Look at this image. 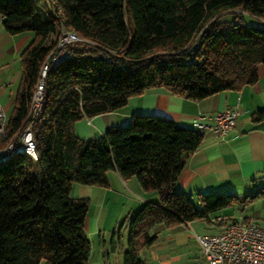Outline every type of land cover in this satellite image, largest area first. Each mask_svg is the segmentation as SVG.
<instances>
[{"label":"trees","instance_id":"1","mask_svg":"<svg viewBox=\"0 0 264 264\" xmlns=\"http://www.w3.org/2000/svg\"><path fill=\"white\" fill-rule=\"evenodd\" d=\"M0 15L10 34L33 33L20 54L21 79L0 145L24 123L57 22L86 39L46 70L37 159L18 151L0 164V264H85L87 197L72 196L71 187H105L110 169L157 195L128 218L121 264H147L139 253L157 240L155 226L210 221V213L232 203L231 194L207 192L197 196L198 208L174 189L185 156L202 142L194 128L133 114L129 124L83 139L73 124L153 86L202 99L255 82L264 64V0H49L48 7L0 0ZM250 119L264 120V108Z\"/></svg>","mask_w":264,"mask_h":264},{"label":"crops","instance_id":"2","mask_svg":"<svg viewBox=\"0 0 264 264\" xmlns=\"http://www.w3.org/2000/svg\"><path fill=\"white\" fill-rule=\"evenodd\" d=\"M33 37L32 32L10 34L2 24L0 15V103L5 112L13 109L21 79L20 54ZM258 79L240 89H226L213 93L202 99H191L172 93L160 86L145 89L139 94L128 98L122 107L89 117H81L74 124L75 134L83 139L94 138L103 134L111 126H122L129 123L133 114H146L164 117L175 123L193 128V122L198 115L209 118L215 112L225 108L237 109L239 114L235 126L222 138H215L210 133L203 134L201 144L184 159V166L178 175L174 189L189 196L200 208L197 196L201 193L220 192L231 194L237 204L259 198L257 191L264 188V120L254 122L250 113L264 108V64L257 65ZM14 92V93H13ZM8 94L7 103L1 98ZM13 94V96H11ZM108 185L101 191L97 185L73 183L71 193L76 188L74 197H87L93 191H101L104 195L112 192L125 198L130 209L135 212L144 202L155 201L154 191H144L137 178L130 176L122 178L116 169L107 171ZM93 195V194H92ZM73 196V195H72ZM103 197V198H104ZM102 200L104 201L105 199ZM220 213L209 214L210 219L223 217L225 219L255 217L241 214H229L223 207ZM261 221L264 216L257 217ZM86 216L84 228L92 229L94 239L98 235L101 240V225L98 216ZM202 219L180 222L172 226L157 225L151 231H156L158 238L150 246L140 250V257L147 264H208L200 251L196 234H205L202 229ZM100 223V224H99ZM213 232L221 229L223 223L208 220ZM211 232V233H213ZM103 249L102 260L96 264H111L108 252ZM123 247L120 251L122 255ZM104 256H107L106 259ZM119 258V257H118ZM85 264H88V259ZM121 264V263H120Z\"/></svg>","mask_w":264,"mask_h":264},{"label":"built area","instance_id":"3","mask_svg":"<svg viewBox=\"0 0 264 264\" xmlns=\"http://www.w3.org/2000/svg\"><path fill=\"white\" fill-rule=\"evenodd\" d=\"M46 7L49 0H42ZM62 12L58 10V18ZM86 41L75 31L68 29L61 21L56 24L55 44L40 64L27 106L22 126L15 131L4 144L0 145V164L15 152L23 151L32 160L37 159L34 136L41 120L43 106V88L46 70L69 56L68 46ZM239 112L234 108H225L215 112L209 118L198 115L193 128L200 133H210L215 138L226 136L235 126ZM9 120L0 103V140L4 138ZM212 222L225 221L221 229L213 233L196 234L200 251L208 264H264V220L215 217Z\"/></svg>","mask_w":264,"mask_h":264},{"label":"rangeland","instance_id":"4","mask_svg":"<svg viewBox=\"0 0 264 264\" xmlns=\"http://www.w3.org/2000/svg\"><path fill=\"white\" fill-rule=\"evenodd\" d=\"M42 0H40L41 2ZM52 38H55L54 35ZM14 93V92H13ZM13 96V94L11 95ZM8 94L4 95L1 100L3 103H7L8 101ZM12 109L6 111V117L9 119L11 116ZM129 124V123H128ZM124 126V125H123ZM101 191L103 190L104 186H99ZM101 191H93L91 195H88L87 198V215L91 219L89 220V225L92 227V216H98L101 222V240L98 239V235H96L94 239V235H92V229L88 230L85 227V232L90 242V250L88 256V264H96L95 260H102L103 256V249L104 248L109 255L110 263L111 264H120L122 263V255L120 253L122 247L125 249L126 247V240L128 234V218L134 213L130 209L129 203H125V198L121 195L113 194L112 192H108L104 195L101 194ZM76 188H74L71 195H77ZM93 194V195H92ZM104 197V198H103ZM105 199L104 201L102 200ZM226 212L229 214H234L238 216L240 212L241 214L252 216V217H261L264 216V194L259 195V198L251 201L246 202L245 200L234 204L231 203L230 205L224 207ZM136 211V210H135ZM220 213V210H217L212 213V215ZM254 218V220H259V218ZM202 229L209 234L213 232V228L209 227L208 220L202 219ZM100 224V223H99ZM114 237L115 243L114 248H112L111 241ZM107 256H104L106 259ZM119 257V258H118ZM44 264V261L42 263Z\"/></svg>","mask_w":264,"mask_h":264}]
</instances>
